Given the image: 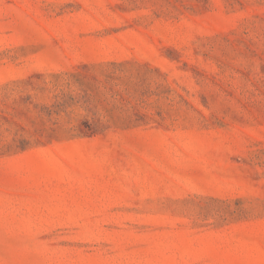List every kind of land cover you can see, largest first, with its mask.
<instances>
[{
	"label": "rangeland",
	"instance_id": "1",
	"mask_svg": "<svg viewBox=\"0 0 264 264\" xmlns=\"http://www.w3.org/2000/svg\"><path fill=\"white\" fill-rule=\"evenodd\" d=\"M0 264H264V0H0Z\"/></svg>",
	"mask_w": 264,
	"mask_h": 264
}]
</instances>
